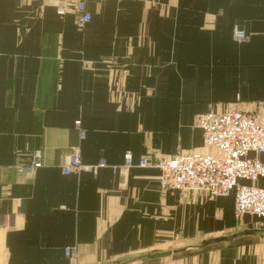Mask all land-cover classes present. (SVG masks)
<instances>
[{
    "label": "crops",
    "instance_id": "obj_1",
    "mask_svg": "<svg viewBox=\"0 0 264 264\" xmlns=\"http://www.w3.org/2000/svg\"><path fill=\"white\" fill-rule=\"evenodd\" d=\"M85 9L91 21L79 30L54 0H0V264H264V236L194 249L264 230V220L235 219L233 191L181 194L137 167L211 152L195 127L209 110L264 119V0H85ZM73 148L83 164L107 167L62 176ZM18 151H39L41 168L17 176ZM126 153L134 165L123 169Z\"/></svg>",
    "mask_w": 264,
    "mask_h": 264
},
{
    "label": "built area",
    "instance_id": "obj_2",
    "mask_svg": "<svg viewBox=\"0 0 264 264\" xmlns=\"http://www.w3.org/2000/svg\"><path fill=\"white\" fill-rule=\"evenodd\" d=\"M56 15L60 18L73 14L77 28L82 30L91 21V15L85 9V0H54ZM237 42L244 40V34L234 30ZM80 140L85 138L80 121L74 122ZM195 127L203 136L204 148L211 152L177 153L169 158L150 161L141 158L137 167H153L160 173L159 186L165 190L203 192L210 198H222L234 193V217L236 220L244 216L264 219V188L256 185L264 179V164L259 156L264 155V119L256 111L239 110L226 107L222 111L209 110L199 115ZM250 155H253L252 157ZM14 169L17 176L32 175L41 168L39 151L16 152ZM130 153L123 157L121 168L132 167ZM107 167L100 160L95 165L81 162L77 148H73L61 165L62 176L79 173L97 175L100 169ZM116 172V168L112 169ZM0 228H5L0 223ZM71 259L75 253L65 250Z\"/></svg>",
    "mask_w": 264,
    "mask_h": 264
},
{
    "label": "water",
    "instance_id": "obj_3",
    "mask_svg": "<svg viewBox=\"0 0 264 264\" xmlns=\"http://www.w3.org/2000/svg\"><path fill=\"white\" fill-rule=\"evenodd\" d=\"M252 235L264 236V230H246V231L236 233L230 236H222L218 238L207 239L203 241L200 246L194 247V249L205 248L207 246L218 244V243L230 242L239 236H252ZM111 264H128V260H125L124 262H115Z\"/></svg>",
    "mask_w": 264,
    "mask_h": 264
},
{
    "label": "rangeland",
    "instance_id": "obj_4",
    "mask_svg": "<svg viewBox=\"0 0 264 264\" xmlns=\"http://www.w3.org/2000/svg\"><path fill=\"white\" fill-rule=\"evenodd\" d=\"M235 30V29H234ZM237 30V29H236ZM238 31V30H237ZM233 36H234V31H233ZM260 185L261 186H264V180H263V182L262 183H260ZM243 218V217H242ZM241 218V219H242ZM252 218H254V217H252ZM241 219H239V220H241ZM254 219H256V218H254ZM239 220H237V221H239ZM256 220H264V219H256ZM138 264H141V263H138ZM146 264H157V262L156 261H151V262H146Z\"/></svg>",
    "mask_w": 264,
    "mask_h": 264
}]
</instances>
